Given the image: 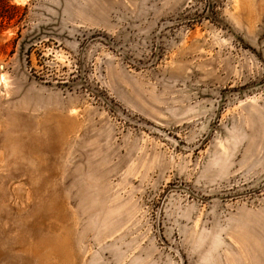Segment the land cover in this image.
Wrapping results in <instances>:
<instances>
[{
    "label": "rangeland",
    "instance_id": "obj_1",
    "mask_svg": "<svg viewBox=\"0 0 264 264\" xmlns=\"http://www.w3.org/2000/svg\"><path fill=\"white\" fill-rule=\"evenodd\" d=\"M0 264H264V0H0Z\"/></svg>",
    "mask_w": 264,
    "mask_h": 264
}]
</instances>
